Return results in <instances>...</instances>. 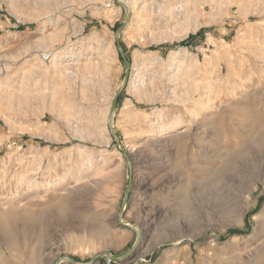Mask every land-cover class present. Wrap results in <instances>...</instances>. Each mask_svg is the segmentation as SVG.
I'll list each match as a JSON object with an SVG mask.
<instances>
[{
  "label": "rangeland",
  "instance_id": "1",
  "mask_svg": "<svg viewBox=\"0 0 264 264\" xmlns=\"http://www.w3.org/2000/svg\"><path fill=\"white\" fill-rule=\"evenodd\" d=\"M130 4L0 0V264H264V0Z\"/></svg>",
  "mask_w": 264,
  "mask_h": 264
},
{
  "label": "bare ground",
  "instance_id": "2",
  "mask_svg": "<svg viewBox=\"0 0 264 264\" xmlns=\"http://www.w3.org/2000/svg\"><path fill=\"white\" fill-rule=\"evenodd\" d=\"M118 3L121 4L125 8V10H126V12L128 14L132 13V7H131V4H130V0H118ZM54 54H56V52H53L52 54H50V56H52ZM255 143H256V145L258 146L259 150L262 152V155H263V153H264V131H262V132H260L258 134V136L255 139ZM232 155H231V157L229 159L226 160V165L227 166H230V164L232 163V161L234 162V160L242 157L244 155V152H243V154H240V153L235 154L233 157H232ZM262 157H264V156H262ZM262 163L263 162H261V160H260V164L258 166V173L261 174V175H264V165H262Z\"/></svg>",
  "mask_w": 264,
  "mask_h": 264
},
{
  "label": "water",
  "instance_id": "3",
  "mask_svg": "<svg viewBox=\"0 0 264 264\" xmlns=\"http://www.w3.org/2000/svg\"><path fill=\"white\" fill-rule=\"evenodd\" d=\"M116 36H118V31H117ZM117 47H118V50L121 51V49H120V47H119L118 44H117ZM125 82H126V78H124V81H123V83L121 84L119 90L115 93L114 98H113L112 103H111V106H110V112H109V124H110V128L112 127V119H113V109H114V105H115V102H116V99H117L119 93L122 91V89H123L124 86H125ZM106 256H107L108 258H110V259H113V260L116 259V258H113L110 254H107ZM125 256H126V255H125ZM69 262H70L71 264H74L72 261H69Z\"/></svg>",
  "mask_w": 264,
  "mask_h": 264
}]
</instances>
